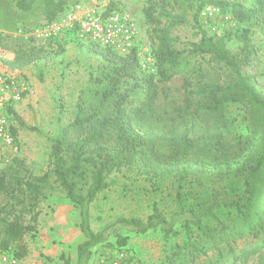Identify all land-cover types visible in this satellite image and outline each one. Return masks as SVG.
<instances>
[{"label": "rangeland", "instance_id": "374dc122", "mask_svg": "<svg viewBox=\"0 0 264 264\" xmlns=\"http://www.w3.org/2000/svg\"><path fill=\"white\" fill-rule=\"evenodd\" d=\"M42 1L36 0L29 11H18L12 6L11 31H0L6 36L4 43L10 50L29 45L11 33L20 25L44 21L40 12ZM73 1L76 0H66L67 3ZM98 1H109L110 10L122 9L135 19L143 45L140 55L146 58V50L151 51V26L145 23L142 13L145 0ZM221 1L251 5L250 0ZM217 7L218 17L208 23L199 16V12L197 21H194L195 8L186 10L185 23L170 29L172 45L178 50H186L189 42L197 40L192 33L198 28L214 37L226 34L228 51L241 59L244 57L240 68L242 75L249 79V84L256 91L264 94V30L248 28L243 34L247 24L238 23L229 8ZM60 48L49 45L47 58L15 74L25 77L28 90L18 101L5 103V109L10 105L14 112V117L9 113L8 116L10 128L16 131L13 136L16 150L0 144V171L10 164L20 163L25 169L21 170V175H43L50 169L52 140L73 120L79 98L89 106L97 104L95 91L98 82L95 78L101 76V58L85 43L68 42L62 51H58ZM10 50L0 48V54L11 58ZM184 55L182 63L187 66L168 81L157 82L156 119L153 123L161 127L171 125L175 132H184L194 138L188 158L179 164L163 162L159 157L170 152L171 144L161 140L147 158L137 156L132 164L109 173L106 188L88 204L89 226L93 232H103L104 236L103 241L91 249L88 264H97L100 257L120 249L126 252L132 264H159L164 253L174 242L180 241L182 234L167 238L161 226L136 233L132 226L119 223V219L144 221L155 206L169 220L176 210L177 187H181L183 192L190 190L199 194L202 190L217 189L229 179L241 184L235 170L242 166V159L236 156L229 163H223L213 142L197 138L203 131L220 132L225 145L232 150L245 141L248 146L245 155L250 157L256 151L264 150V128L253 125L239 104L228 106L223 118L216 113L206 114L199 108L198 112H193L202 102L195 93L201 84L231 85L236 82V76L223 64L210 63L206 57ZM142 70L147 74L153 73L154 59ZM0 73L10 75L1 64ZM179 107L182 108L181 113ZM49 182L52 186L43 189L45 196L40 198L36 207L39 210L36 232L12 244L8 252L0 249V264H62L60 254L68 258L70 264H76V247L84 240L78 226L80 209L65 197L64 191L52 179L49 178ZM5 201L6 197L0 194V206ZM18 244L27 248V254L19 260L11 256V251H15ZM230 246L231 250H228L226 244H221L218 250L208 251L191 264H264V232L256 237L246 235ZM241 251H247L249 256L242 258L239 256Z\"/></svg>", "mask_w": 264, "mask_h": 264}, {"label": "trees", "instance_id": "16d2710c", "mask_svg": "<svg viewBox=\"0 0 264 264\" xmlns=\"http://www.w3.org/2000/svg\"><path fill=\"white\" fill-rule=\"evenodd\" d=\"M8 1L21 11L31 10L36 2ZM250 1L251 5L245 6L221 0H145L142 13L145 23L151 26L149 42L154 59L153 73L147 74L141 69L136 50L119 55L110 48L89 43L88 46L103 62L101 76L95 78L98 82L95 91L97 104L89 106L79 98L73 120L52 140L50 169L43 175H21V170L25 169L20 163L10 164L0 171V194L6 197L0 206V249L8 252L12 244L36 232L39 215L36 207L40 198L45 196L43 189L52 186L50 178L80 209L78 226L84 240L76 247V264H88L91 249L104 237L103 232H93L89 226L88 204L106 188L109 173L132 164L137 156L147 158L161 140L170 142L171 150L159 157L160 160L176 164L187 160L195 139L184 132H175L171 125L161 127L153 123L156 119L157 82L168 81L187 66L182 63L184 54L223 64L236 76V82L231 85L201 84L195 93L202 102L193 112L201 109L206 114L216 113L223 118L228 106L239 104L253 125L264 128V94L256 91L249 79L242 75L240 68L244 57L241 59L228 51L226 34L214 37L198 28L192 33L197 40L189 42L186 50L174 48L170 36L172 27L185 23L186 10L195 8L196 22L198 12L206 5L229 8L238 23L247 24L243 34L248 28L264 30V0ZM66 4V0H43V20L49 22L56 18ZM5 38L0 34V48L10 50L4 43ZM28 43L26 47L10 50L11 58L0 54V64L5 72L15 75L48 57L50 52L46 46L50 42L47 45ZM57 47L63 48L64 45L57 44ZM9 106L6 112L14 117ZM178 111L181 113L182 108L179 107ZM10 130L15 136V128ZM197 138L213 142L225 164L236 156L242 159V166L235 170L241 184L229 179L221 187L202 190L199 194L190 190L183 192L177 187L176 210L169 220L155 206L144 221L119 219V223L132 226L136 233L161 226L167 238L182 234L180 241L174 242L164 253L159 264H191L208 251L218 250L221 244L231 250L230 243L237 239L246 235L256 237L264 232V150L256 151L251 157L245 155L248 150L245 141L232 150L217 131H203ZM26 254L24 244H18L16 250L11 251V256L17 260ZM239 256L247 258L249 253L241 251ZM59 259L62 264H70L63 254Z\"/></svg>", "mask_w": 264, "mask_h": 264}, {"label": "built area", "instance_id": "2783aa9c", "mask_svg": "<svg viewBox=\"0 0 264 264\" xmlns=\"http://www.w3.org/2000/svg\"><path fill=\"white\" fill-rule=\"evenodd\" d=\"M108 2L98 0H76L67 3L64 9L49 22L42 21L33 25H20L13 34L35 45L93 43L99 47L110 48L119 55H127L136 50L139 64L145 69L153 59L146 50V58L140 55L143 50L141 31L135 19L122 9L110 10ZM219 8L206 5L199 16L208 23L216 20ZM49 46V45H48ZM46 46V47H48ZM28 90L23 76L0 73V144L16 150L14 137L10 131L9 116L5 109L8 101H18ZM97 264H132L124 250L100 257Z\"/></svg>", "mask_w": 264, "mask_h": 264}, {"label": "crops", "instance_id": "0c3cea01", "mask_svg": "<svg viewBox=\"0 0 264 264\" xmlns=\"http://www.w3.org/2000/svg\"><path fill=\"white\" fill-rule=\"evenodd\" d=\"M12 6L14 5L8 0H0V31H11V11L13 10ZM14 8L17 9L15 6ZM40 10L42 11V8ZM26 21L29 20H25L24 22Z\"/></svg>", "mask_w": 264, "mask_h": 264}]
</instances>
